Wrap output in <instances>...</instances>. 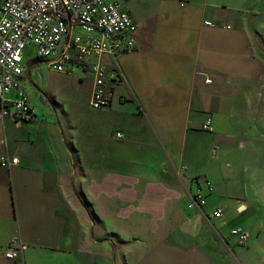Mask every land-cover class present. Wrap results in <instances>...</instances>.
<instances>
[{
  "label": "crops",
  "instance_id": "crops-1",
  "mask_svg": "<svg viewBox=\"0 0 264 264\" xmlns=\"http://www.w3.org/2000/svg\"><path fill=\"white\" fill-rule=\"evenodd\" d=\"M123 7L138 26L125 55L160 44L167 62L121 70L115 125L59 127L31 99L30 122L0 121V157L19 160L0 167V264H264V0Z\"/></svg>",
  "mask_w": 264,
  "mask_h": 264
},
{
  "label": "built area",
  "instance_id": "built-area-1",
  "mask_svg": "<svg viewBox=\"0 0 264 264\" xmlns=\"http://www.w3.org/2000/svg\"><path fill=\"white\" fill-rule=\"evenodd\" d=\"M128 1L0 0V121L28 123L33 119L34 109L22 86L28 71L25 51L29 47L34 48L36 60L46 62L53 73L90 70L94 75L90 106L98 111L110 108L114 99L112 84L123 79L119 58L138 46V26L123 7ZM104 58H111L116 65L110 79L102 63ZM210 125L208 121L204 129L209 130ZM18 165L15 156L0 157L2 168ZM205 184L210 188L209 182ZM206 196L199 185L189 209L204 210ZM221 212H213L212 217L220 219ZM231 234L240 245L248 241V234L241 229H232ZM18 254L19 249L9 243L6 258L16 261Z\"/></svg>",
  "mask_w": 264,
  "mask_h": 264
},
{
  "label": "rangeland",
  "instance_id": "rangeland-1",
  "mask_svg": "<svg viewBox=\"0 0 264 264\" xmlns=\"http://www.w3.org/2000/svg\"><path fill=\"white\" fill-rule=\"evenodd\" d=\"M163 52L164 46L157 44L156 51L145 59L138 60L137 58L123 55L119 58V64L122 67L121 70L134 71L138 67H144V69H146L150 68V65L155 66L156 64L161 66L163 59L165 63L167 62V58L163 57ZM25 58L29 64L28 77L31 78L30 81L25 82L28 86L26 92L29 94L31 101L35 104L36 110L39 109L43 111V114L46 116H49L51 111L53 112L52 114L56 119L54 124L60 125L58 119L64 122L70 121L71 123L74 122V124L78 123L83 133V130H94L99 126V120L96 118L101 114H104L102 116L103 122L106 121L109 124L111 120L113 125L117 124V118L111 116L112 113L110 110L104 109L98 111L90 107V98H92L94 83V75L90 70L79 69L72 74H55L49 70V65L46 64V62H39L36 60L33 47L26 49ZM94 60L97 61L96 58H94ZM102 63L105 66L107 77L110 79V76L113 75L112 70L116 65L111 58L102 59ZM108 82V84H112V81L109 80ZM120 83H122V80L112 84L115 99L118 98V94L124 91V84H121L122 87L117 86ZM128 92V88H126L124 94ZM48 127L53 129L51 126ZM59 127H61V125ZM124 238L126 237H123V239ZM105 242L110 250L113 251L112 245L109 244L108 241ZM118 252H121L120 248ZM106 256L109 255L106 254ZM118 263H120V261ZM103 264H107L106 258Z\"/></svg>",
  "mask_w": 264,
  "mask_h": 264
}]
</instances>
